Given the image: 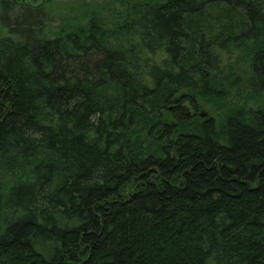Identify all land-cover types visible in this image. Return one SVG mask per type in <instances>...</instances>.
<instances>
[{"label": "trees", "instance_id": "1", "mask_svg": "<svg viewBox=\"0 0 264 264\" xmlns=\"http://www.w3.org/2000/svg\"><path fill=\"white\" fill-rule=\"evenodd\" d=\"M0 264H264V0H0Z\"/></svg>", "mask_w": 264, "mask_h": 264}, {"label": "rangeland", "instance_id": "2", "mask_svg": "<svg viewBox=\"0 0 264 264\" xmlns=\"http://www.w3.org/2000/svg\"><path fill=\"white\" fill-rule=\"evenodd\" d=\"M113 1V0H112ZM79 8L78 7H74L73 5H70V3H66L64 5H62L60 8H59V12L62 16H66L68 15L70 12L72 11H78ZM204 111H206V109H204Z\"/></svg>", "mask_w": 264, "mask_h": 264}, {"label": "water", "instance_id": "3", "mask_svg": "<svg viewBox=\"0 0 264 264\" xmlns=\"http://www.w3.org/2000/svg\"><path fill=\"white\" fill-rule=\"evenodd\" d=\"M206 116V114H202V117H205Z\"/></svg>", "mask_w": 264, "mask_h": 264}]
</instances>
